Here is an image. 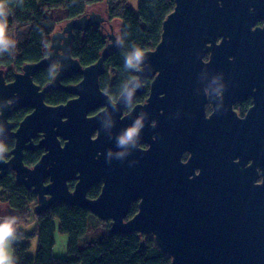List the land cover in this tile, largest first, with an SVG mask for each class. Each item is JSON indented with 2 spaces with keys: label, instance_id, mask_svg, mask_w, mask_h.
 Here are the masks:
<instances>
[{
  "label": "water",
  "instance_id": "water-1",
  "mask_svg": "<svg viewBox=\"0 0 264 264\" xmlns=\"http://www.w3.org/2000/svg\"><path fill=\"white\" fill-rule=\"evenodd\" d=\"M175 2L161 42L144 52L116 102L100 78L119 38L96 12L68 20L53 33L48 56L24 65L13 81L0 69V146L15 140L10 153L0 152V178L14 172L17 184L37 195V213L66 204L111 220V234L153 236L172 264H264V28L253 30L264 0ZM106 23L108 44L83 67L72 56L75 30ZM51 65H58L53 81L37 85L36 72ZM72 75L81 81L64 85ZM145 80L147 101L124 115L146 92ZM57 89L73 98L47 104V92ZM249 95L255 104L241 119L233 105ZM209 97L214 113L207 118ZM20 108L33 111L14 130L9 117ZM133 126L140 128L128 139ZM26 149L45 150L32 168ZM100 183L98 198H88ZM136 201L139 211L128 219Z\"/></svg>",
  "mask_w": 264,
  "mask_h": 264
},
{
  "label": "trees",
  "instance_id": "trees-1",
  "mask_svg": "<svg viewBox=\"0 0 264 264\" xmlns=\"http://www.w3.org/2000/svg\"><path fill=\"white\" fill-rule=\"evenodd\" d=\"M129 0H4L7 16L8 43L0 45V69L6 70L7 82L14 79V74L21 72L26 64L39 63L48 56L51 37L59 28L58 20L47 14L55 8L66 12V19L71 20L87 13L88 8L105 2L109 12V21L121 22L119 44L106 61V73L100 78L101 89L113 100H117L135 78L138 62L128 66V59L137 49L143 52L154 50L161 42L163 24L173 12L176 0H140L138 11L129 6ZM109 39L101 28H89L82 32L75 30L72 43V56L83 67L95 64ZM58 72V65H51L37 71L34 82L44 87L51 83ZM81 76L72 75L63 81L64 85H73L81 81ZM150 80H146V92L138 97L144 102L150 91ZM72 95L61 89L49 90L46 103L60 105L66 103ZM28 113L26 110L15 111L11 121L19 123ZM6 151L14 148V141L3 143ZM42 152H25L27 166L36 164ZM99 187H93L91 193L97 196ZM0 202H5L16 213V219L25 218L24 225L32 220L37 223L32 233L18 229L14 241L15 264H172V258L162 251L154 237L139 233L130 235L111 234L106 230L100 238L93 239L80 248V240L89 230L91 213L83 208L68 205H54L35 216L28 215L31 205H36L35 196L24 186L18 185L14 174L0 178ZM133 205L128 213L132 218L138 213ZM32 216V217H31ZM29 217V218H28ZM30 219V220H29ZM36 219V220H35ZM110 224L109 222H107ZM57 229L69 237V259H61L53 254L55 232ZM143 237H148L145 247L141 246ZM37 239L35 256H30V239Z\"/></svg>",
  "mask_w": 264,
  "mask_h": 264
},
{
  "label": "rangeland",
  "instance_id": "rangeland-1",
  "mask_svg": "<svg viewBox=\"0 0 264 264\" xmlns=\"http://www.w3.org/2000/svg\"><path fill=\"white\" fill-rule=\"evenodd\" d=\"M129 6L134 10V11H138V6L140 3V0H129ZM88 13L90 12H96L101 14L102 16H105L107 18H109V12H108V8L105 2L100 3L98 5L95 6H91L88 8ZM48 15H50L51 17H53L54 19L58 20L59 22V29L58 30H62L63 27L66 25L67 23V19H66V12L64 9L62 8H55L52 9L50 11L47 12ZM110 23L113 25L114 27V32L116 33L117 36L120 35V28H121V23L119 20L117 19H111ZM106 28L109 31L110 27L109 24H106ZM29 214L28 215H36V205H31L30 209H29ZM16 213L10 209L9 205L5 202H0V222H2L3 219L5 218H12L15 217ZM31 216V217H32ZM16 218V217H15ZM29 218V217H28ZM24 217L23 218H18L17 220V225L24 223ZM30 220V219H29ZM36 220V219H35ZM107 222H109L110 224H108ZM89 230L87 232V234L84 236L83 239L80 240V248H83L85 246V244L93 239H97L100 238L101 235L106 231V230H111V221L107 220V221H103L101 219H99L98 217H96L95 215H91L90 219H89ZM26 224V223H24ZM22 224L21 227L19 228L22 231H25L27 233H32V231L36 228L37 223L35 221L32 222V220L29 221L28 225H24ZM17 228V227H16ZM146 236V235H144ZM150 236V235H148ZM153 237V236H152ZM148 237H143L142 241H146ZM13 244L14 242L11 244V251L12 254L14 255V250H13ZM30 244H31V248L29 250V255L30 256H35L36 254V247H37V239L36 238H31L30 239ZM69 247V237L67 234H63L61 233L58 229L55 232V245L53 247V254L55 257L61 258V259H69L72 257V255L69 253L68 250Z\"/></svg>",
  "mask_w": 264,
  "mask_h": 264
},
{
  "label": "flooded vegetation",
  "instance_id": "flooded-vegetation-1",
  "mask_svg": "<svg viewBox=\"0 0 264 264\" xmlns=\"http://www.w3.org/2000/svg\"><path fill=\"white\" fill-rule=\"evenodd\" d=\"M109 23H110V21H109ZM108 23V24H109ZM107 24V23H106ZM106 24H105V28L103 29V31L105 32V33H107V28H106ZM257 28H264V18H257L256 19V21H255V23H254V26H253V30H256ZM221 40V39H220ZM220 40H219V42H220ZM210 59V54H207L206 56H205V58H204V60L205 61H208ZM135 79V78H134ZM133 79V80H134ZM13 81V80H12ZM151 81V80H150ZM9 82H11V81H9ZM145 82H146V80H145ZM151 85V84H150ZM145 87H146V85H145ZM256 89V88H255ZM150 92V91H149ZM143 95V94H142ZM141 95V96H142ZM121 96V95H120ZM138 97H140V96H138ZM138 97H136L135 99H132L131 101H129L128 102V104H127V106L125 107V110H124V115H126V114H128L135 106H137V105H139V104H144L146 101H147V99L144 101V102H141V101H139V99H138ZM149 97V96H148ZM72 98H73V96H72ZM112 99V98H111ZM113 100V99H112ZM118 100V99H117ZM117 100H113L114 102H116ZM254 104H255V102H254V97L252 96V95H249V96H247V98H245L244 100H238V101H236L235 103H234V105H233V111L237 114V116L239 117V118H241V119H243V118H245L246 116H247V114H248V112L250 111V109L254 106ZM53 106H56V105H53ZM104 108H100V109H98V110H96V111H94V112H92L89 116H93V115H95V114H97V113H99L100 111H102ZM19 110H21V111H23V110H26V111H28V113L26 114V116L27 115H29L33 110L32 109H30V108H20V109H14L13 111H12V113H11V115H10V117H9V121L11 122V123H13L14 125H15V128H14V130H16L18 127H19V125H20V123L24 120V118L26 117H24L19 123H16V122H14V121H11V116H12V114L15 112V111H19ZM205 111H206V117L207 118H209L213 113H214V105H213V101H212V99L209 97L208 98V102H207V105H206V108H205ZM133 128H136L137 129V132H138V130H139V126H133L132 127V129ZM43 138V136H42V134H40V135H38L36 138H35V140H34V143H35V145H37L39 142H40V140ZM11 140H13L14 141V147H15V140L14 139H11ZM7 141H9V140H7ZM7 141H4L3 143H5V142H7ZM3 143H2V145L1 146H3ZM62 143L64 144V141H62ZM141 148H143V149H147L148 148V145H146V144H143V145H141ZM14 149V148H13ZM12 149V150H13ZM12 150H10L9 152L8 151H4V152H6V153H10ZM36 151H39V152H42V155H41V157L45 154V150L44 149H37V150H25L24 151V156H25V152H36ZM41 157H40V159H41ZM189 157H190V153H185L184 154V156H183V160L184 161H187L188 159H189ZM39 159V160H40ZM9 160V158H6V161H8ZM25 163V162H24ZM26 165V164H25ZM35 165V164H34ZM34 165L33 166H28V167H30V168H32V167H34ZM10 174H14L15 175V173L14 172H11V173H9V174H7L6 176H8V175H10ZM5 176V177H6ZM2 178H4V177H2ZM15 179H16V176H15ZM45 183L46 184H48V183H50V180L49 179H46L45 180ZM76 183H77V181L76 180H72V181H69L68 182V185H69V189H70V191H74V189H75V186H76ZM102 186H103V183H100L99 185H97V186H93V187H99L100 188V190H99V193H98V195L97 196H94V195H92V193H91V189L93 188V187H91L90 188V190L88 191V193H87V196H88V198H90V199H96V198H98V196L100 195V193H101V191H102ZM26 188V187H25ZM27 189V188H26ZM31 194H33V196H35V202H36V207H37V205H38V197H37V195L32 191V190H29V189H27ZM49 197V196H48ZM137 205L138 206V209H139V201H136V202H133L132 204H131V207L133 206V205ZM55 205H57V204H55ZM59 205H61V204H59ZM62 205H66V204H62ZM69 206V205H68ZM130 207V208H131ZM51 208V207H50ZM80 208V207H79ZM133 218V217H132ZM128 219H130L129 217H128ZM111 221V220H110ZM111 224H112V221H111Z\"/></svg>",
  "mask_w": 264,
  "mask_h": 264
},
{
  "label": "clouds",
  "instance_id": "clouds-1",
  "mask_svg": "<svg viewBox=\"0 0 264 264\" xmlns=\"http://www.w3.org/2000/svg\"><path fill=\"white\" fill-rule=\"evenodd\" d=\"M7 16L8 12L4 5V0H0V45H6L8 43L7 36ZM144 55L143 50L137 49L135 55L128 59V66L133 67L134 61L139 62ZM137 129L133 128L128 132V139H131L136 135ZM6 149L0 146V152H4ZM17 220L15 217L5 218L0 222V264H15V259L11 251V244L17 240L16 228Z\"/></svg>",
  "mask_w": 264,
  "mask_h": 264
},
{
  "label": "crops",
  "instance_id": "crops-1",
  "mask_svg": "<svg viewBox=\"0 0 264 264\" xmlns=\"http://www.w3.org/2000/svg\"><path fill=\"white\" fill-rule=\"evenodd\" d=\"M121 23V22H120Z\"/></svg>",
  "mask_w": 264,
  "mask_h": 264
}]
</instances>
